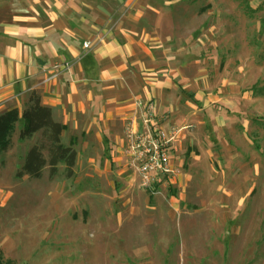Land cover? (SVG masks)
<instances>
[{
  "label": "rangeland",
  "instance_id": "374dc122",
  "mask_svg": "<svg viewBox=\"0 0 264 264\" xmlns=\"http://www.w3.org/2000/svg\"><path fill=\"white\" fill-rule=\"evenodd\" d=\"M134 5L182 8V28L158 31L188 43L196 105L213 122L209 155L192 165L184 155L195 180L181 191L173 167L151 187L130 168L118 181L66 178L62 166L38 180L1 171L0 264H264V0Z\"/></svg>",
  "mask_w": 264,
  "mask_h": 264
},
{
  "label": "crops",
  "instance_id": "0c3cea01",
  "mask_svg": "<svg viewBox=\"0 0 264 264\" xmlns=\"http://www.w3.org/2000/svg\"><path fill=\"white\" fill-rule=\"evenodd\" d=\"M134 2L0 0V13L7 14L0 18V114L11 108L21 114L36 94L62 125V144L76 152L74 172H104L118 181L128 172L126 130H138L144 118L137 104L152 102L166 127L190 124L198 130H180L170 153V167L177 171L171 183L181 191L195 180L194 168L183 170L184 155L192 165L209 153L206 135L213 122L205 115L210 112L196 105L186 39L161 37L158 31L182 28V8ZM92 38L91 48L84 50L83 43ZM64 63L69 68L45 82L51 68ZM22 128L20 119L11 147L0 151V172L17 173L37 140L35 134L20 142Z\"/></svg>",
  "mask_w": 264,
  "mask_h": 264
},
{
  "label": "trees",
  "instance_id": "16d2710c",
  "mask_svg": "<svg viewBox=\"0 0 264 264\" xmlns=\"http://www.w3.org/2000/svg\"><path fill=\"white\" fill-rule=\"evenodd\" d=\"M20 119L23 121V128L19 132L18 140H28L35 134L39 138L27 151L23 165L15 177L21 179L26 176L38 180L47 167L48 177L53 178L57 175L59 166H62L66 178H70L73 175L76 152L62 144V125L53 120L51 109L41 106L34 93L21 114L16 108L0 114V151L5 152L11 147V136Z\"/></svg>",
  "mask_w": 264,
  "mask_h": 264
},
{
  "label": "built area",
  "instance_id": "2783aa9c",
  "mask_svg": "<svg viewBox=\"0 0 264 264\" xmlns=\"http://www.w3.org/2000/svg\"><path fill=\"white\" fill-rule=\"evenodd\" d=\"M95 40L92 38L85 41L84 50H89ZM69 66V63L53 66L45 82L54 80L62 69L67 70ZM137 105L143 109L144 118L138 130L131 126L126 130L125 157L128 168L138 176L141 186L151 187L156 175H169L173 172L170 153L179 130L164 125V119L157 115L152 102Z\"/></svg>",
  "mask_w": 264,
  "mask_h": 264
}]
</instances>
